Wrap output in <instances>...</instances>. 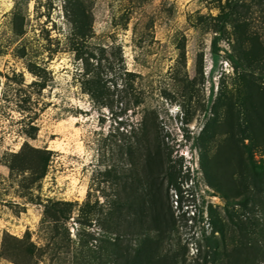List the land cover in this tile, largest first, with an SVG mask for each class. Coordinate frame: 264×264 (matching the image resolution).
Returning a JSON list of instances; mask_svg holds the SVG:
<instances>
[{
    "label": "rangeland",
    "instance_id": "374dc122",
    "mask_svg": "<svg viewBox=\"0 0 264 264\" xmlns=\"http://www.w3.org/2000/svg\"><path fill=\"white\" fill-rule=\"evenodd\" d=\"M250 158L261 0H0V264H264Z\"/></svg>",
    "mask_w": 264,
    "mask_h": 264
},
{
    "label": "trees",
    "instance_id": "16d2710c",
    "mask_svg": "<svg viewBox=\"0 0 264 264\" xmlns=\"http://www.w3.org/2000/svg\"><path fill=\"white\" fill-rule=\"evenodd\" d=\"M262 4L264 5V0H261ZM45 171H46V167H44V170H43V173L42 175L45 174ZM249 172H250V175L252 176L253 179H261V181H264V164L263 163H257L256 161H254L253 158H250L249 159ZM230 203H233V204H241V205H245L247 203V200H245V198L243 199H240V200H235V199H232L229 201ZM149 240L148 239H145L143 240V242L141 243V247L138 246V248L134 249V251L136 252H139L141 250H143V248H145L146 246V242ZM152 241V240H150Z\"/></svg>",
    "mask_w": 264,
    "mask_h": 264
}]
</instances>
